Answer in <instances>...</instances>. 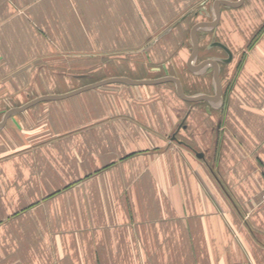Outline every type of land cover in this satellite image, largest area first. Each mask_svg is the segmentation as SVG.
I'll return each mask as SVG.
<instances>
[{
	"label": "crops",
	"instance_id": "0c3cea01",
	"mask_svg": "<svg viewBox=\"0 0 264 264\" xmlns=\"http://www.w3.org/2000/svg\"><path fill=\"white\" fill-rule=\"evenodd\" d=\"M202 1L0 0V85L65 94L107 58L100 80L214 96L188 69ZM218 11L193 66L219 102L112 82L7 118L0 264H264V0Z\"/></svg>",
	"mask_w": 264,
	"mask_h": 264
},
{
	"label": "water",
	"instance_id": "95a60500",
	"mask_svg": "<svg viewBox=\"0 0 264 264\" xmlns=\"http://www.w3.org/2000/svg\"><path fill=\"white\" fill-rule=\"evenodd\" d=\"M242 2V0H239V2H231L228 0H216L214 2V7H213V11H214V20L213 22H209V23H197L196 25H194L190 31V36H191V41H192V55L189 58L188 61V69L193 72V73H198L201 70H203L207 65H211L213 66L214 72H213V87H214V96L208 95V94H197V95H186L181 87L180 81L179 79H177L176 77L173 76H165V77H161V78H157V79H151V80H132V79H128V78H124V77H113V78H108L105 80H101V81H97L95 83H92L90 85H86L83 86L81 88L75 89L73 91H70L68 93L65 94H61V95H45V96H41L35 99H32L31 101L25 103L22 106L19 107H13L11 109H9L8 111L5 112L2 121L0 122V127L4 125V123L6 122L7 118L13 114V113H17L19 111H22L24 109H26L27 107L40 102L42 100H50V99H61V98H65L74 94H77L79 92H82L84 90L87 89H91L94 87H98L104 84H108V83H112V82H125V83H129V84H154V83H162V82H173L175 84V89H176V93L177 95L182 98L183 100L186 101H198V100H207L211 103H217L220 101V96H221V87L219 85V81H218V65L215 61H205L204 63H202L200 65V67L195 68L193 66L194 61L197 57V52H198V46H197V39H196V31L198 29H210L213 28L217 25L218 21H219V11H218V7L220 4H226V5H230V6H238L240 3Z\"/></svg>",
	"mask_w": 264,
	"mask_h": 264
},
{
	"label": "rangeland",
	"instance_id": "374dc122",
	"mask_svg": "<svg viewBox=\"0 0 264 264\" xmlns=\"http://www.w3.org/2000/svg\"><path fill=\"white\" fill-rule=\"evenodd\" d=\"M211 2H212V0H203L201 4L193 5L189 9L190 10L189 13H190L191 17L193 18L191 26H193L196 23H199L203 20H211L212 19L211 6H210ZM191 26H190V28H191ZM245 41H246V39H245ZM208 42H209V40L207 41V43ZM187 43H189V39H188ZM239 44H242V43L240 42ZM207 50H210V48H208ZM207 54L209 55L210 53H207ZM103 63L105 65H107V58L103 60ZM105 65L100 66V64H97V66H96L97 69L94 71L92 70L93 72L91 71V76L89 77L88 80L99 79L98 81H101L102 79L100 80V78H102V77L104 78V76H107L106 71H105L107 69V66H105ZM83 72H87V71H83ZM35 73H37V71H35ZM30 89L31 88L29 86L25 87L23 89H19V90H17V93L15 95H13V94H11V92L9 93V91H4L5 88L0 85V121H1L4 113L8 109H10L12 107L20 106L23 103H25L26 101H28V99H33L32 96H27V94L30 93V91H29ZM36 90H37V88H36Z\"/></svg>",
	"mask_w": 264,
	"mask_h": 264
},
{
	"label": "built area",
	"instance_id": "2783aa9c",
	"mask_svg": "<svg viewBox=\"0 0 264 264\" xmlns=\"http://www.w3.org/2000/svg\"><path fill=\"white\" fill-rule=\"evenodd\" d=\"M261 198H262V200L264 201V191H263V193H262V195H261Z\"/></svg>",
	"mask_w": 264,
	"mask_h": 264
}]
</instances>
